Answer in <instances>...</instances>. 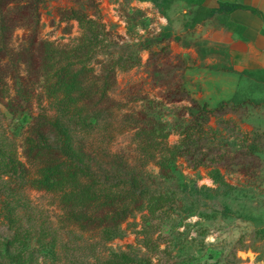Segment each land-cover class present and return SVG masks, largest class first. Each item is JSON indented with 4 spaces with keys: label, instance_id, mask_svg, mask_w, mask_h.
Returning a JSON list of instances; mask_svg holds the SVG:
<instances>
[{
    "label": "rangeland",
    "instance_id": "rangeland-1",
    "mask_svg": "<svg viewBox=\"0 0 264 264\" xmlns=\"http://www.w3.org/2000/svg\"><path fill=\"white\" fill-rule=\"evenodd\" d=\"M96 1L93 6L90 0H42L37 36L60 44L76 40L77 19L61 18L60 9L80 3L103 26L106 45L100 49L115 55L138 52L137 65L115 73L109 114L93 130L76 133L104 160L114 154L127 158L147 185L172 190L176 201L155 216L134 210L105 237L100 227L71 229L56 192L12 182L21 196V217L16 226L9 225L0 213V264H264V75L234 69L224 46L208 39L215 12L203 8L201 0ZM29 33L30 26H17L0 59V131L14 136L19 154L35 119L54 113L37 93L39 86L16 114L2 105L14 96V75H26L16 53ZM103 57L99 53L92 60L96 71ZM147 99L159 102L155 113L171 129L198 113L197 104H236L221 116L205 115L221 130L218 151H229L215 162L220 178L210 173L213 165L194 167L183 155L172 175L162 176L154 161L137 154L132 132ZM177 138L172 130L167 140ZM250 147L252 155L241 151ZM41 230L49 232L46 240L54 234L55 242L40 245Z\"/></svg>",
    "mask_w": 264,
    "mask_h": 264
},
{
    "label": "trees",
    "instance_id": "trees-1",
    "mask_svg": "<svg viewBox=\"0 0 264 264\" xmlns=\"http://www.w3.org/2000/svg\"><path fill=\"white\" fill-rule=\"evenodd\" d=\"M41 1L0 0V59L5 55L3 49L12 31L19 25L30 26L26 43L16 53L17 62L24 64L26 75H14V96L3 100L2 105L11 115L16 114L28 105L34 89L39 86L37 93L47 98L54 108V113H41L33 127H29L20 154L14 136L0 131V213L9 225L16 226L20 222L17 209L21 196L11 184L27 183L57 193L65 212L64 219L72 225L71 229L100 227L105 237H109L113 228L134 210L145 209L147 216H155L177 198L168 188L147 185L142 171L127 158L114 154L112 159L104 160L96 149H88L83 136L76 133V129L89 132L100 125L99 119L111 110L109 90L116 71L137 65L140 55L134 49L117 55L100 49L106 45L103 26L96 18L88 16L80 3L60 9L61 18L77 19L81 31L76 40L60 44L38 38ZM90 1L91 5H97L96 0ZM238 5L223 2L219 7H202L209 12H227ZM99 53L105 57L96 71L92 60ZM3 94L1 90L0 96ZM156 103L159 104L147 99L137 111L138 125L132 132L137 154L145 161H154L162 176H171L177 157L183 155L194 167L213 165L210 173L220 178L215 162L225 158L229 151H218L221 130L209 125L205 115H223L235 109L236 104L222 101L210 108L197 104L198 113H189L191 117L182 118L171 129L167 121L155 113ZM172 130L178 133V138L169 142L167 137ZM241 151L253 154L251 147ZM48 233L39 231L36 241L40 245L54 243V234L46 240Z\"/></svg>",
    "mask_w": 264,
    "mask_h": 264
},
{
    "label": "crops",
    "instance_id": "crops-1",
    "mask_svg": "<svg viewBox=\"0 0 264 264\" xmlns=\"http://www.w3.org/2000/svg\"><path fill=\"white\" fill-rule=\"evenodd\" d=\"M223 2L239 5L215 12L207 27L208 39L224 46L234 69H253L264 75V0H201L209 8Z\"/></svg>",
    "mask_w": 264,
    "mask_h": 264
}]
</instances>
